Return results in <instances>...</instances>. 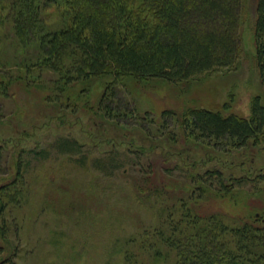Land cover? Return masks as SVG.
Returning <instances> with one entry per match:
<instances>
[{
    "label": "trees",
    "instance_id": "obj_1",
    "mask_svg": "<svg viewBox=\"0 0 264 264\" xmlns=\"http://www.w3.org/2000/svg\"><path fill=\"white\" fill-rule=\"evenodd\" d=\"M242 4L243 0H0V44L14 40L23 59L11 61L24 72L20 78L49 91L47 100L61 107L57 117H64L62 106L70 107L72 97L80 95L74 92L76 84L109 76L93 113L121 126L133 111L115 106L119 80L131 77L175 84L237 63ZM254 43L264 90V0H256ZM31 44L34 51L29 55ZM5 63L0 57V65ZM44 77L47 85L40 82ZM13 80L1 76V91ZM263 97L253 98L248 116L204 107L181 115L165 110L163 116L175 117L178 133L158 128L156 136L148 128L124 122L127 131L140 132L147 145L121 134V145L116 144V136L110 138L111 148L90 161L92 168L107 176L134 164L135 198L145 201L152 211L150 223L115 242L121 264H264V216L230 217L205 204L225 197L236 203L242 193L264 201V167L251 166L240 175H233L232 168L226 173L222 166L196 170L184 155L188 148L206 154L208 148L223 154L232 151L233 167L236 152L264 142ZM52 143L47 149L28 152L37 159L47 158L51 149L76 154L73 161L89 166L83 142L61 136ZM17 161L15 177L1 184L0 191L21 180L25 164ZM176 171L186 174L182 185L171 179ZM4 209L0 196V215ZM3 252L0 245L1 262L17 264L1 257Z\"/></svg>",
    "mask_w": 264,
    "mask_h": 264
},
{
    "label": "rangeland",
    "instance_id": "obj_2",
    "mask_svg": "<svg viewBox=\"0 0 264 264\" xmlns=\"http://www.w3.org/2000/svg\"><path fill=\"white\" fill-rule=\"evenodd\" d=\"M255 17L256 0H243L240 55L231 68L175 84L158 79L137 81L131 77L116 82L115 106L133 111V115L126 117L127 121H122L144 130L148 128L157 136L158 128L178 133L175 117L163 116L165 110L181 115L192 108L204 107L223 114L248 116L253 98L258 94L264 96L255 60ZM33 47L31 44L29 55ZM0 57L6 62L4 67L0 65L3 69L0 77L14 78L6 91L0 89V185L8 184L15 177L17 160L25 164L15 187L0 191L5 207L0 215L3 232L0 245L4 248L1 257H10L11 262L17 264H121L115 242L150 223L152 211L145 201L135 198L137 190L132 180L137 170L134 164H125L112 176H107L89 163L111 148L110 138L116 136L118 145H121V134L128 133L135 142L146 145L147 139L132 128L129 133V127L122 121L121 126H115V122L109 123L94 115L93 109L105 84L111 80L109 76L76 84L74 92L80 95L69 99L72 107L62 106L65 107L64 117H57L61 107H54L56 103L47 100L49 91L20 78L19 74L24 77V72L11 60L22 62L23 57L16 51L13 39L0 44ZM40 82L47 85L45 77ZM144 116L147 120L142 119ZM61 136L84 143L89 166L82 167L73 161L76 154L70 156L51 149L47 158L37 159L28 152L47 149ZM176 148L182 150L179 143ZM188 150L184 155L196 170L222 166L224 172L232 168L233 175H240L248 167H264V142L236 152L238 157L233 167H230L232 151L223 154L208 148L206 154L195 148ZM177 159L182 158L171 160ZM171 179L179 185L187 180L181 171H176ZM205 204L209 210L222 211L230 217L245 218L255 213L264 216V201L246 193H242L236 203L225 197ZM1 261L2 258L0 264H9Z\"/></svg>",
    "mask_w": 264,
    "mask_h": 264
}]
</instances>
